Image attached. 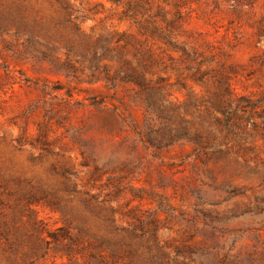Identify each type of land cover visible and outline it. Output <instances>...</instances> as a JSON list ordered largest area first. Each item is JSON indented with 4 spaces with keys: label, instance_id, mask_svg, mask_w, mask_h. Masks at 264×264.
I'll return each mask as SVG.
<instances>
[{
    "label": "rangeland",
    "instance_id": "rangeland-1",
    "mask_svg": "<svg viewBox=\"0 0 264 264\" xmlns=\"http://www.w3.org/2000/svg\"><path fill=\"white\" fill-rule=\"evenodd\" d=\"M0 3H25L41 41L54 37L42 56L28 29L0 31V264H100L91 252L108 264H264V0ZM58 3L75 5L85 33L122 34L111 52L125 45L124 57L162 76L192 129L216 133L213 148L143 145L133 84L90 81L78 55L65 74ZM125 3L140 12L127 16ZM137 20L173 21L171 37L193 60L141 33ZM100 62L110 73L118 66L114 57ZM225 86L229 113L200 102Z\"/></svg>",
    "mask_w": 264,
    "mask_h": 264
},
{
    "label": "trees",
    "instance_id": "trees-1",
    "mask_svg": "<svg viewBox=\"0 0 264 264\" xmlns=\"http://www.w3.org/2000/svg\"><path fill=\"white\" fill-rule=\"evenodd\" d=\"M127 8L123 11L129 17H134L135 12H140V3H125ZM25 3H18L15 7L3 5L0 3V31L13 26L16 31L29 30L28 42L31 44L33 50L37 51L42 56H50L54 45L50 43V39H54L53 36L48 33H43L46 41H41L43 38H39L37 29L33 27L34 23L29 21L27 15L23 12ZM59 5V19L53 22V25L62 27L64 35L59 32L57 38L62 40L63 47L65 48V58L59 61V68H61L65 74L74 72L76 67L71 58L73 55H78L82 63L84 60L87 64L85 68L89 69L90 81L102 80L109 86H114L118 81L128 82L133 84V93L131 95L132 100L140 101L144 108V125L141 129L135 130L137 136L141 140L143 145L160 149L168 147L178 142H191L194 144L195 149L204 151L207 148H213L209 143L216 140V133L210 129H192V122L187 119L183 112L178 108L177 103L168 100V89L163 83V77H152L147 75L149 70L148 65L142 62L139 58L136 62H132L130 59L124 57L122 50L125 45H119L116 51L111 46L112 41L121 40L122 34L114 36L116 32L108 31L102 32L96 36L85 33L81 30L77 18H84L83 15H77V8L73 3H58ZM128 12V13H127ZM138 29L141 33L150 32L155 34L159 40L164 44L175 50H179L185 59L193 60L194 53L187 49V47L174 40L171 37V29L174 27L173 21H166L165 26L159 27L154 23L141 22L137 20ZM67 29V30H66ZM35 30V31H34ZM40 39V40H39ZM57 40V39H56ZM49 43H48V42ZM35 45L37 47H35ZM27 47V46H25ZM35 48V49H34ZM114 57L118 61V66L113 73H110L109 66L105 63H101L102 58ZM58 60V57L55 58ZM194 74L197 75V79L202 77V73H199L198 63L195 64ZM186 66L191 67L190 64ZM219 84L224 81L217 79ZM230 94L228 87L225 86L223 92L216 93L211 96L200 100L208 108L219 113H229V109L232 106V100L230 98H223V95ZM238 102L244 100L242 96L237 98ZM188 101L183 102V106H186ZM193 104H196L193 102ZM184 110H186L184 108ZM215 122L218 126L222 127L225 122L220 121L215 117ZM227 120V118H226ZM203 130H205L203 132ZM97 255V259L100 264H108L107 256L103 254L90 253L91 258ZM94 264V263H92Z\"/></svg>",
    "mask_w": 264,
    "mask_h": 264
}]
</instances>
